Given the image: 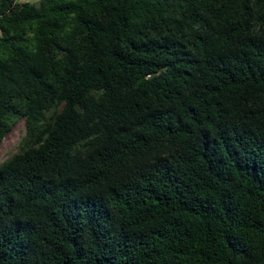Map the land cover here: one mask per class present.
<instances>
[{
	"label": "trees",
	"instance_id": "16d2710c",
	"mask_svg": "<svg viewBox=\"0 0 264 264\" xmlns=\"http://www.w3.org/2000/svg\"><path fill=\"white\" fill-rule=\"evenodd\" d=\"M0 264H264V0H0Z\"/></svg>",
	"mask_w": 264,
	"mask_h": 264
},
{
	"label": "rangeland",
	"instance_id": "374dc122",
	"mask_svg": "<svg viewBox=\"0 0 264 264\" xmlns=\"http://www.w3.org/2000/svg\"><path fill=\"white\" fill-rule=\"evenodd\" d=\"M25 132V124L19 121L6 135L0 145V164L9 159L18 151V143Z\"/></svg>",
	"mask_w": 264,
	"mask_h": 264
},
{
	"label": "built area",
	"instance_id": "2783aa9c",
	"mask_svg": "<svg viewBox=\"0 0 264 264\" xmlns=\"http://www.w3.org/2000/svg\"><path fill=\"white\" fill-rule=\"evenodd\" d=\"M38 0H13L14 3H35Z\"/></svg>",
	"mask_w": 264,
	"mask_h": 264
}]
</instances>
